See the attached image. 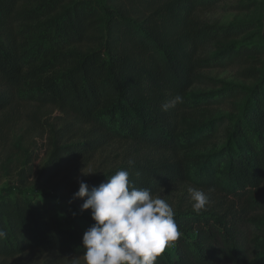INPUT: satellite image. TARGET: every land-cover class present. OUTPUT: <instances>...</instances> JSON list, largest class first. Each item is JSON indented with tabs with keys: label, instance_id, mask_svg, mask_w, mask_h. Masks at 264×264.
<instances>
[{
	"label": "trees",
	"instance_id": "1",
	"mask_svg": "<svg viewBox=\"0 0 264 264\" xmlns=\"http://www.w3.org/2000/svg\"><path fill=\"white\" fill-rule=\"evenodd\" d=\"M224 1L0 0V114L15 105L61 111L78 133L54 156L89 157L113 142L149 151L85 180L89 190L126 170L154 195L187 184L233 201L224 213H176L181 235L156 264H264L260 230L245 231L264 226V218L246 220L264 211V48L241 41L250 26L197 18ZM212 69H236L255 87L207 92L218 86L203 74ZM177 94L183 102L173 106ZM78 189L69 197L77 207ZM70 217L51 200L3 198L0 264L31 254L48 264L83 259L85 230L63 227Z\"/></svg>",
	"mask_w": 264,
	"mask_h": 264
},
{
	"label": "rangeland",
	"instance_id": "2",
	"mask_svg": "<svg viewBox=\"0 0 264 264\" xmlns=\"http://www.w3.org/2000/svg\"><path fill=\"white\" fill-rule=\"evenodd\" d=\"M103 5L105 0H99ZM197 18L205 23L227 27L231 24H242L252 27V30L241 38L244 44L264 48V0H227L216 9L200 12ZM259 61H264L260 58ZM217 83V88L208 86L203 88L207 92H218L227 88H252L253 81L240 76L236 69L206 70L203 73ZM224 115L227 112L223 113ZM68 118L61 111L52 107H39L33 105H15L0 114V201L5 198L39 197L43 201L51 200L62 211H68L72 217L63 218V227L67 228L72 223L80 225L85 231L94 224L91 211H81L69 199L70 193L79 186L80 181L93 178L121 165L140 161L149 156V151L143 150L134 143L113 142L100 149L91 156H54L56 147L72 144L69 142L78 133L68 124ZM221 144L217 148H222ZM209 150H199L197 155H207ZM215 151V152H216ZM67 157V158H66ZM48 169L45 171V167ZM57 168L56 176L50 179L51 169ZM94 173L82 175V172ZM54 182H61L59 191L52 189ZM187 184L175 185L166 188L160 194L172 206L175 214L178 212H191L193 202L190 199ZM210 197V204L202 211L225 212L232 204L231 199H224L217 193L203 190ZM242 209L237 208V211ZM65 217V216H64ZM264 218V211H249L246 220ZM246 225L245 231L252 230L253 236L264 239V226L254 230ZM262 229V230H261ZM171 250V249H170ZM250 253H253L250 252ZM251 260H254L250 256ZM48 257L31 254L19 261L7 264H48ZM64 264H84L83 259L69 258ZM219 264H232L224 261Z\"/></svg>",
	"mask_w": 264,
	"mask_h": 264
},
{
	"label": "clouds",
	"instance_id": "3",
	"mask_svg": "<svg viewBox=\"0 0 264 264\" xmlns=\"http://www.w3.org/2000/svg\"><path fill=\"white\" fill-rule=\"evenodd\" d=\"M182 102L177 94L171 104ZM89 174L94 173L82 172ZM188 193L197 213L211 202L202 189L190 187ZM77 198L84 200L81 211L90 210L94 221L82 238L84 264H156L157 257L181 235L168 201L150 189L136 188L126 170L117 171L91 190L80 181L74 194ZM5 235L0 230V237Z\"/></svg>",
	"mask_w": 264,
	"mask_h": 264
}]
</instances>
